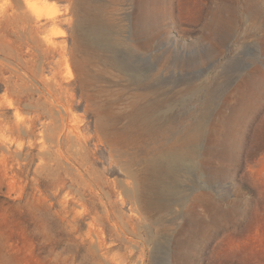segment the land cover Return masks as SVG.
<instances>
[{
    "label": "rangeland",
    "instance_id": "1",
    "mask_svg": "<svg viewBox=\"0 0 264 264\" xmlns=\"http://www.w3.org/2000/svg\"><path fill=\"white\" fill-rule=\"evenodd\" d=\"M0 264H264V0H0Z\"/></svg>",
    "mask_w": 264,
    "mask_h": 264
}]
</instances>
